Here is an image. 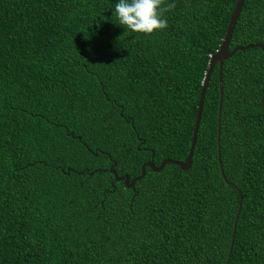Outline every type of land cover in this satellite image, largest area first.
Listing matches in <instances>:
<instances>
[{
    "label": "trees",
    "instance_id": "obj_1",
    "mask_svg": "<svg viewBox=\"0 0 264 264\" xmlns=\"http://www.w3.org/2000/svg\"><path fill=\"white\" fill-rule=\"evenodd\" d=\"M115 2L0 0V264H264L262 47L223 62L220 148L217 63L190 168L110 170L186 159L237 0H163L148 35ZM256 43L245 0L229 48Z\"/></svg>",
    "mask_w": 264,
    "mask_h": 264
},
{
    "label": "water",
    "instance_id": "obj_2",
    "mask_svg": "<svg viewBox=\"0 0 264 264\" xmlns=\"http://www.w3.org/2000/svg\"><path fill=\"white\" fill-rule=\"evenodd\" d=\"M244 2H245V0H237L236 5H235V9H234V11H233V13L231 15V19H230V22H229V25H228V28H227L226 36L223 39L221 47L218 50V52H216L211 57L210 64H209V69L207 71L205 82L203 84V88H202L201 95H200L199 108H198V113H197V118H196V125H195V129H194V133H193L192 145H191L190 152H189L188 156L186 157V159L185 160L166 159L159 166H157L154 163V161H147L142 166L141 175H139L138 177L134 178L133 180H131V177L129 175L119 176L114 169H110L116 175V179L117 180H124L128 187H133L138 179L143 178L146 175L147 167H151L155 171H161L167 163H174V164H177V165L181 166L182 169H185V170L190 168V166L192 164V158H193V155H194V151H195V146H196V143H197V136H198V131H199V127H200V121H201V117H202V113H203L206 91H207V88L209 86L210 78H211V75L213 73L214 67L216 66L217 63H219V66H220L219 77H220V89H221L220 106H219V121H218L219 122L218 123V144H219V148H220V140H221V135H220L221 134V112H222V103H223V91H222L223 90V85H222L223 62H224L225 59H227L230 56H232L233 54H235L238 50H245V49H248V48H251V47H255V46H260V47H262L264 49V45L261 44V43L249 44V45H245V46H237L233 50H230V48H229L230 47V41H231V38H232V35H233V32H234V28H235V25H236V23L238 21L239 15H240V13L242 11ZM219 154H220V151H219ZM221 169H222V165H221ZM222 175L226 179L223 169H222ZM241 207H242V199L240 201L239 209L237 211V218L239 216ZM236 227H237V225L235 224L234 237H235V234H236ZM234 237H233V240H232V243H231V247H232L233 242H234Z\"/></svg>",
    "mask_w": 264,
    "mask_h": 264
},
{
    "label": "clouds",
    "instance_id": "obj_3",
    "mask_svg": "<svg viewBox=\"0 0 264 264\" xmlns=\"http://www.w3.org/2000/svg\"><path fill=\"white\" fill-rule=\"evenodd\" d=\"M163 0H116L113 12L118 25L125 31L153 34L167 27V19L163 16ZM168 8L174 7L169 3Z\"/></svg>",
    "mask_w": 264,
    "mask_h": 264
}]
</instances>
